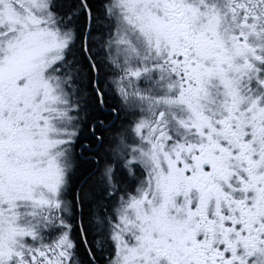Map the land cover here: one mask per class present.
<instances>
[{
  "label": "snow or ice",
  "instance_id": "snow-or-ice-1",
  "mask_svg": "<svg viewBox=\"0 0 264 264\" xmlns=\"http://www.w3.org/2000/svg\"><path fill=\"white\" fill-rule=\"evenodd\" d=\"M0 264H264V0H0Z\"/></svg>",
  "mask_w": 264,
  "mask_h": 264
}]
</instances>
